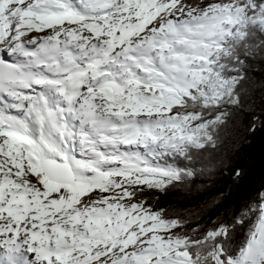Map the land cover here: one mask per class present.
Returning a JSON list of instances; mask_svg holds the SVG:
<instances>
[{
	"label": "snow or ice",
	"instance_id": "snow-or-ice-1",
	"mask_svg": "<svg viewBox=\"0 0 264 264\" xmlns=\"http://www.w3.org/2000/svg\"><path fill=\"white\" fill-rule=\"evenodd\" d=\"M257 59L264 0H0V264H264V193L236 255L144 195L216 167L161 160L219 146Z\"/></svg>",
	"mask_w": 264,
	"mask_h": 264
},
{
	"label": "trees",
	"instance_id": "trees-1",
	"mask_svg": "<svg viewBox=\"0 0 264 264\" xmlns=\"http://www.w3.org/2000/svg\"><path fill=\"white\" fill-rule=\"evenodd\" d=\"M249 63L257 70L249 72L250 81L245 86L246 110L222 131L219 146L192 149L195 159L191 162L182 156H169L170 164L181 168L201 169L209 161L215 162L216 167L197 176L187 189L169 188L164 194L146 190L144 194L156 208L194 212L199 207V216L191 222L192 227L199 223L202 228H208L213 221L231 225L227 247L232 255L244 245L249 229L256 222V214L246 209L254 207L264 193V127H258L255 133L246 131L250 111L264 118V60ZM235 169H240L239 176L234 175ZM239 216L246 217L244 222L233 223Z\"/></svg>",
	"mask_w": 264,
	"mask_h": 264
},
{
	"label": "rangeland",
	"instance_id": "rangeland-1",
	"mask_svg": "<svg viewBox=\"0 0 264 264\" xmlns=\"http://www.w3.org/2000/svg\"><path fill=\"white\" fill-rule=\"evenodd\" d=\"M133 150H135V149H133ZM140 152H141L142 154H144L145 156H147V152H146V150H144V149L141 148V149H140ZM169 161H170V157H169V156H164L163 159L161 160V163H165V162H166V163H170ZM241 248H242V247H241ZM241 248H240V249H241ZM240 249H239V250H240ZM238 252H239V251H238Z\"/></svg>",
	"mask_w": 264,
	"mask_h": 264
}]
</instances>
